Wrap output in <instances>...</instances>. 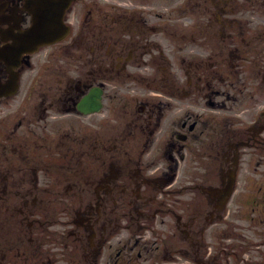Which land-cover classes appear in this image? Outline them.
<instances>
[{
	"label": "flooded vegetation",
	"instance_id": "flooded-vegetation-1",
	"mask_svg": "<svg viewBox=\"0 0 264 264\" xmlns=\"http://www.w3.org/2000/svg\"><path fill=\"white\" fill-rule=\"evenodd\" d=\"M27 3L0 0V264H240L264 237L262 0H72L68 36L17 56Z\"/></svg>",
	"mask_w": 264,
	"mask_h": 264
},
{
	"label": "water",
	"instance_id": "water-1",
	"mask_svg": "<svg viewBox=\"0 0 264 264\" xmlns=\"http://www.w3.org/2000/svg\"><path fill=\"white\" fill-rule=\"evenodd\" d=\"M67 6V0H46L43 4L46 10L34 12L35 23L28 31L25 45L38 47L39 44L49 43L65 34L62 18Z\"/></svg>",
	"mask_w": 264,
	"mask_h": 264
},
{
	"label": "rangeland",
	"instance_id": "rangeland-1",
	"mask_svg": "<svg viewBox=\"0 0 264 264\" xmlns=\"http://www.w3.org/2000/svg\"><path fill=\"white\" fill-rule=\"evenodd\" d=\"M126 2V1H125ZM170 37V39L172 38L171 36H169ZM167 40L165 39V41H164V44L163 45H165V43H166V45L165 46H163L162 45V47L165 49V53H166V61H165V63H166V67L169 65V64H171L172 63V66H173V61L172 60H169V57H168V55L167 54H170V59H172L173 58V54L172 53H169V48L167 47V44H168V42H166ZM172 43V42H171ZM105 50H108L107 48H105ZM164 63V64H165ZM157 65L159 64V63H156ZM166 78V81L168 80V78L167 77H165ZM160 81H162L161 80V78L159 79ZM159 83V82H158ZM131 86H132V84H130ZM253 250V249H252ZM251 250V251H252ZM250 252V251H249Z\"/></svg>",
	"mask_w": 264,
	"mask_h": 264
}]
</instances>
